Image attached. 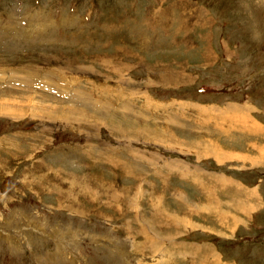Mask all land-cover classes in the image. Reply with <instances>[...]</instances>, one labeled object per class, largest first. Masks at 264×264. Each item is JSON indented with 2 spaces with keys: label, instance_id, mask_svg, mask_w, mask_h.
<instances>
[{
  "label": "rangeland",
  "instance_id": "rangeland-1",
  "mask_svg": "<svg viewBox=\"0 0 264 264\" xmlns=\"http://www.w3.org/2000/svg\"><path fill=\"white\" fill-rule=\"evenodd\" d=\"M247 142L264 0H0V264H264Z\"/></svg>",
  "mask_w": 264,
  "mask_h": 264
},
{
  "label": "crops",
  "instance_id": "crops-1",
  "mask_svg": "<svg viewBox=\"0 0 264 264\" xmlns=\"http://www.w3.org/2000/svg\"><path fill=\"white\" fill-rule=\"evenodd\" d=\"M191 120H193V119H191ZM209 139H210L209 144H207L206 141H205V143L209 149H210V147L214 148V153H213L214 157H216L218 155H219V157L220 156L221 157H223V156L224 157L225 156L232 157V155H230L229 153L232 154L234 152L233 148H230V147L227 148L228 146L221 145V143H219L217 139H211V138H209ZM247 145L248 146L250 145V147H246V148H243L241 150H238L243 155V157L242 156L240 157L238 155H236V156L242 158L244 162H246V161L251 162L252 166L257 167L255 165V163L263 160L260 157L264 158V142L261 144H257L254 142H247ZM249 149H253L254 152L251 153L250 151H248ZM236 196L237 197L235 199H233L227 203V206L231 207L234 211L242 210V212H246L245 211L246 208H247V210H249V208H250L249 204H246L245 201H243L241 198H239L238 194H236ZM250 203H252V202H250ZM231 214L233 215L232 218H234L235 215L233 214V212Z\"/></svg>",
  "mask_w": 264,
  "mask_h": 264
},
{
  "label": "bare ground",
  "instance_id": "bare-ground-1",
  "mask_svg": "<svg viewBox=\"0 0 264 264\" xmlns=\"http://www.w3.org/2000/svg\"><path fill=\"white\" fill-rule=\"evenodd\" d=\"M13 112H14V111H13ZM163 131H164V132H168L166 128L163 129ZM165 134H166V136H167V133H165ZM168 136H169V137L171 136L172 139L175 138V135H173V134H168ZM175 144H176V143H175ZM177 144H178V143H177ZM180 146H181V145H180ZM262 146H263V145H262ZM218 156H219V155H218Z\"/></svg>",
  "mask_w": 264,
  "mask_h": 264
}]
</instances>
